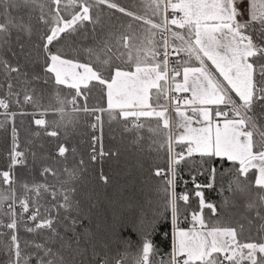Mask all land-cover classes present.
<instances>
[{
	"label": "snow or ice",
	"instance_id": "snow-or-ice-1",
	"mask_svg": "<svg viewBox=\"0 0 264 264\" xmlns=\"http://www.w3.org/2000/svg\"><path fill=\"white\" fill-rule=\"evenodd\" d=\"M143 4L147 10L140 15L114 0H0V49L7 48L13 58L0 57L4 74L0 89L6 88L0 95V116L4 117L0 127L12 123L9 164L7 170L0 171V217H7L6 223L0 218V229L7 230L0 231V246L7 264H264V0H247L246 5L244 0H143ZM101 6L139 21L140 31H133L129 24L126 29L121 26L97 37ZM34 20L42 25L41 31L34 30ZM86 25H91L95 44L83 50L87 61L80 62L67 57L63 46L76 34L86 33ZM170 57H178L171 68ZM193 58L199 66L190 63ZM49 81L72 89L71 99L57 92V107L41 105L37 89L31 85ZM17 83L24 87L18 90ZM96 87L106 96V108H89L87 104L88 93ZM170 93L191 95L181 98ZM13 103L38 109L40 118H34V124L51 137L59 133L47 130L49 122L43 117L49 111L59 113V122H51L56 128L72 125L79 112L93 114L91 127L99 129L100 135L91 138L92 161L116 155L103 150L102 120L97 113L107 112L109 120L119 118L125 132L135 131L134 144L143 139L140 130L148 127L153 134L149 147L167 153V171L155 167L151 173L164 178L157 191L163 193L164 210L171 212L173 245L167 258L159 256L152 239L161 218L157 214L147 223L142 220L134 225L140 233L135 252L129 251L127 243L124 251L114 255L106 247L98 251L87 238L84 244L90 245L91 251L90 259H85L89 248L82 246L80 237L87 236L89 230L77 232L85 217L76 198L83 159L65 166L62 173L43 167L40 174L51 175L54 182L21 183L17 194L15 169L26 166L27 149L20 147L15 118L27 113L23 108L12 111ZM151 120L155 127L147 124ZM68 152L64 144L57 148L59 157L67 159ZM31 155L35 159L36 154ZM193 156L230 165L224 168L231 174L228 191L238 194L245 211L252 214L246 217L248 225L258 221L259 239H242L244 224L206 221L205 208L217 214L216 205L206 202L200 190L212 187L211 182L203 186L194 183L199 207L184 214L180 202L187 205L190 196L177 193L175 178L181 163L187 164ZM216 173L213 164L210 181ZM100 179L104 183L109 180L103 173ZM229 203L225 199L224 205ZM182 216H190L191 228L178 226ZM21 225L28 233L42 235L43 241L23 240Z\"/></svg>",
	"mask_w": 264,
	"mask_h": 264
},
{
	"label": "trees",
	"instance_id": "trees-1",
	"mask_svg": "<svg viewBox=\"0 0 264 264\" xmlns=\"http://www.w3.org/2000/svg\"><path fill=\"white\" fill-rule=\"evenodd\" d=\"M114 2L122 7L136 11L140 15H144L147 10L143 4V0H114ZM100 14L101 24L97 26V37L109 30L119 29L121 26L126 29L129 24L132 25L133 31H140L139 21H134L116 10L101 6ZM170 15L171 12H169V17ZM33 25L35 31L42 30V25L38 24L35 20L33 21ZM86 29V33H78L64 43L63 51L67 57L76 58L80 60V62L87 61V55L83 50L88 47H93L95 40L91 32V25H86ZM24 39L27 40L26 37ZM32 39L34 40L35 36H33ZM13 47H15L14 44ZM0 57L13 60L7 48L0 49ZM36 70L39 71L38 68ZM3 81L4 74L0 71V82ZM16 86L18 90L24 87L22 84L18 83ZM31 86L37 89L40 103L45 107L49 105L53 108L57 107L55 99L57 92L61 97H67L68 99H71L73 95L72 89L63 85L57 86L52 81H49L47 85L33 83ZM5 91L6 88L0 89V95H3ZM20 99L21 101L23 100V92H21ZM82 100V97L79 98L78 103H81ZM87 104L89 108L94 106L106 108V96L99 87L93 88L92 91L88 93ZM21 108H23V111L27 114L22 116L17 115L15 118V126L18 130L21 149H27V164L26 166H18L15 169V176L18 181L17 194L19 195L21 192L19 186L21 183L54 182L51 175L42 176L40 174L43 167L49 166L62 173L65 166L72 167L73 165L79 164V161L83 159L84 165L82 167L84 171L81 173V178L77 182L78 194L76 198L80 201L81 212L85 217L82 226H77V232L84 233L85 229L89 230L87 236L80 237L82 246L89 248V255L85 257V259H90L91 251V246L84 244V240L87 238L91 239L98 251L102 247H106L114 255L116 251H124L125 243H127L129 245V251L135 252L140 243V233L136 230L134 225L137 224V221L141 218L145 219L144 221L147 223L157 214H161V218L158 220L156 229L152 233V239L157 246L159 256L167 258L173 245L171 212L170 210H164L163 193L157 191V188L164 183V178L161 177L157 179L151 174L155 167H161L167 171V153L163 148L156 150L154 147H149V137L153 134L148 131V127L146 126L144 129L140 130L139 135L142 136L143 139L139 144H134L133 140L137 135L135 131L125 132L119 118L109 120L107 112L97 113L101 115L105 152H114L116 155L98 156L96 161H92L89 153L91 151V138L95 135L91 127L95 121V116L93 114L79 112L75 114L76 119L72 125L67 128L64 126L56 128L51 122H59V113L49 111L43 117L49 122L47 130H56L59 133L57 137H51L45 134L44 128L34 124V118H40L38 109H35L31 104L18 106L13 103L10 105L12 111L19 112ZM2 111L3 110L0 109V112ZM3 119L4 117L0 116V121ZM147 124L151 127H155L154 120L148 121ZM11 129V122L6 123L4 127H0V171L7 170L8 168V153L12 143ZM37 132L40 133L39 136L35 135ZM60 144H64L69 148V152L66 154L67 159L57 155V148ZM127 145L131 146L132 151L127 148ZM72 149H75V153L72 152ZM176 150L178 151L179 149L177 148ZM33 152L36 154L35 159L31 155ZM213 164L217 167V173L215 180L210 181L209 169ZM229 166L228 164L221 166L220 162L217 160L205 162L201 160L199 156H193L187 164L182 162L177 169L178 175L175 178L176 191L177 193H188L190 199L187 205L181 201L180 208L185 215L197 210L199 207V200L194 195L196 190L194 188V183L203 186L211 182L212 187H201L200 189L204 192L205 201L211 202L217 207L216 215H212L209 209H204L206 221L214 223L219 220L221 224L228 226H236L238 223L244 224L245 231L242 239H259L255 227L258 221H255L252 226H249L246 217H250L252 214L245 211L243 200L238 194L228 191L231 174L225 173L224 168ZM120 168H125V170L129 172L132 171L135 175L139 176L140 179L143 178L144 180L140 182L143 187H137L141 193L138 200H135L132 196L128 198L130 204L127 209H115L119 213L118 221L120 222V229L117 237L113 235L108 237L110 234L107 236L104 230H106V225L107 230H110L108 225L112 223L116 212L109 211L107 202L113 200H111V197L119 196L116 184L120 180L118 174L123 173ZM101 173L109 178L108 183H104L100 179ZM128 191H124L120 194L123 199L120 196L118 197V199L122 200V202L119 201L118 205L123 204L125 201V194ZM149 198L151 201H148ZM225 199L230 201L227 206L224 205ZM146 201H148L149 206H146ZM232 201H234V203H232ZM41 203H45V200H41ZM144 207L148 210L142 211L141 209ZM17 211L19 212V207H17ZM0 218L4 219L5 223L7 222V217ZM180 219L183 220V225L191 224L190 216L188 219H184L183 216ZM126 222L129 223L130 226L126 225ZM0 231L6 232L7 230L0 229ZM60 231L63 232L62 226L60 227ZM19 235L23 240L43 241L42 235L38 233H28L24 230L22 225L20 226ZM45 235L47 234L45 233ZM68 235L71 236L72 233H68ZM104 235L109 239H105ZM120 239L125 241L118 242ZM27 251H31V248L27 249ZM0 264H7V255L2 246H0Z\"/></svg>",
	"mask_w": 264,
	"mask_h": 264
},
{
	"label": "rangeland",
	"instance_id": "rangeland-1",
	"mask_svg": "<svg viewBox=\"0 0 264 264\" xmlns=\"http://www.w3.org/2000/svg\"><path fill=\"white\" fill-rule=\"evenodd\" d=\"M244 4L245 5L247 4V0H244ZM169 18H171V16ZM177 80L178 81L179 80H182V78L181 79H177ZM169 110H170L169 112L172 113L173 119H176L175 113L172 111V109H169ZM189 115H191L190 112H189ZM94 123H95V121H94ZM194 126H198V125H195L194 124ZM92 131L94 132V134L96 136L100 135L99 129H93L92 128ZM103 136H104V133H103ZM103 136H102V144H103V147H104ZM99 147H100V144H97V148L98 149H99ZM127 148L129 150H131V146L130 145H127ZM104 151H105V147H104ZM122 165H123V163H122ZM120 169H121V172H123V173L118 174V177H119L120 180L116 184L117 185L116 188H117V190L119 192V196L121 197L122 195H120V194L123 193L124 191H128V190L129 191L125 194V201L123 202V204L118 205L119 204V201L122 202L121 199H118L119 196H117V197H111V200L112 199L113 200L107 202L109 211L110 212H114V211L116 212V214L114 215V218L112 220V223L108 225V227L110 228V230L109 229L107 230V225H106V230H104V233L106 232V235L107 236H108V234H110V236H108V237H111V235H113L114 237H117L118 231L120 229V222L118 221V215H119V213L115 209H119V210L127 209V207H129V204H130L128 202V198L132 196L133 198H135V200H138L141 193L139 191V188H137V187H143V185L140 184V182L142 180H144L143 178L140 179L139 176L135 175L132 171L131 172L126 171L125 168H120ZM115 182H116V180H115ZM131 185H132V187H131ZM94 187H95V185H94ZM121 198L123 199V197H121ZM148 201H151V199L149 198ZM148 201H146V206H149ZM141 210L142 211H146L148 209L144 207ZM142 220L144 221L145 219L141 218V219H139V221H137V223H140ZM126 225H129V223L126 222ZM178 226L180 228H183V229L187 230V229H189V228L192 227V224H190V225H183V220L182 219H179L178 220ZM107 236L104 235V238L105 239H109ZM123 241H125V240H122V239L118 240V242H123Z\"/></svg>",
	"mask_w": 264,
	"mask_h": 264
},
{
	"label": "built area",
	"instance_id": "built-area-1",
	"mask_svg": "<svg viewBox=\"0 0 264 264\" xmlns=\"http://www.w3.org/2000/svg\"><path fill=\"white\" fill-rule=\"evenodd\" d=\"M178 59V57H170L169 58V67L171 68L173 66L172 62L174 60ZM170 95H179L181 98L184 97V96H190L191 93H179V94H176V93H170ZM18 106H20V104H16ZM169 109H172L171 107Z\"/></svg>",
	"mask_w": 264,
	"mask_h": 264
},
{
	"label": "crops",
	"instance_id": "crops-1",
	"mask_svg": "<svg viewBox=\"0 0 264 264\" xmlns=\"http://www.w3.org/2000/svg\"><path fill=\"white\" fill-rule=\"evenodd\" d=\"M171 16V15H170ZM191 64H193L194 66H199V64H198V61H195V59L193 58V60L190 62ZM208 64H209V68L211 69V70H213L214 71V68H213V66H211V64H210V62H207ZM170 75H171V72H170ZM182 77H177L176 79H181ZM170 111V110H169Z\"/></svg>",
	"mask_w": 264,
	"mask_h": 264
}]
</instances>
